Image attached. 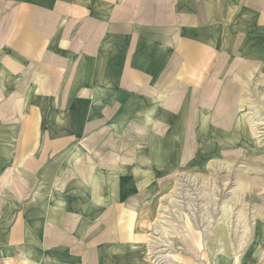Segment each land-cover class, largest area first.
<instances>
[{
  "label": "crops",
  "instance_id": "crops-1",
  "mask_svg": "<svg viewBox=\"0 0 264 264\" xmlns=\"http://www.w3.org/2000/svg\"><path fill=\"white\" fill-rule=\"evenodd\" d=\"M262 67L264 0H0V264H150L135 197L248 141Z\"/></svg>",
  "mask_w": 264,
  "mask_h": 264
},
{
  "label": "rangeland",
  "instance_id": "rangeland-1",
  "mask_svg": "<svg viewBox=\"0 0 264 264\" xmlns=\"http://www.w3.org/2000/svg\"><path fill=\"white\" fill-rule=\"evenodd\" d=\"M253 80L252 91L243 94L245 105L240 111L242 116H246L249 127L247 142L237 140L234 127L230 130L234 139L230 140L229 150L219 142L215 144L218 149L214 146L215 153L212 155L209 152L206 160L200 155V145L206 146L202 139L203 145L197 146L199 155L192 164L197 168L193 170L188 165L175 171L172 178L166 181L170 188L162 189L166 193L161 192V182L156 180L151 181L148 197H144L143 202L140 201L142 198L135 197V225L139 224L143 209L145 213L151 203L148 202L158 201L156 205H149L155 211L154 218L142 222L143 234L136 237L140 242L146 238L142 244L150 247V260L154 247L161 245L167 259L163 264H204V260L205 264L209 260L213 264L225 253H235L241 261L245 247H264V67ZM258 86L260 90H256ZM212 118L215 128L221 131L228 128L219 122V109ZM198 131H202L201 125ZM232 153L238 154L232 156ZM157 222L162 226L160 233L155 229ZM186 227L195 232L197 242L191 243L195 246L194 250L180 240L185 233L187 235ZM201 236L206 240H202ZM122 238L120 234L119 239ZM207 241L212 248L210 259ZM139 247L146 250L143 245ZM116 252L114 249L105 250L103 255L107 261L103 264L110 261L115 264ZM86 264H94V261L88 259Z\"/></svg>",
  "mask_w": 264,
  "mask_h": 264
},
{
  "label": "bare ground",
  "instance_id": "bare-ground-1",
  "mask_svg": "<svg viewBox=\"0 0 264 264\" xmlns=\"http://www.w3.org/2000/svg\"><path fill=\"white\" fill-rule=\"evenodd\" d=\"M161 228H162L161 224L159 222H157V225L155 227L156 232L160 233L161 232ZM186 229H187V235L185 233V236L182 237L180 240H182L185 243H188L189 244V248L194 250L195 246L193 244H191V243L194 242L196 244V242H197L196 239L194 238L195 237V235H194L195 232L192 231L190 227H186ZM201 237H202V240H206L203 236H201ZM185 243H184V245H185ZM206 244H207V247H210L208 241L206 242ZM188 251H189V249H188ZM152 254H153V256H152V260H150V264H163V263L167 262L166 256L164 255V249L162 248V245H161V247H156L155 246L153 251H152ZM204 256H206V255H204Z\"/></svg>",
  "mask_w": 264,
  "mask_h": 264
}]
</instances>
